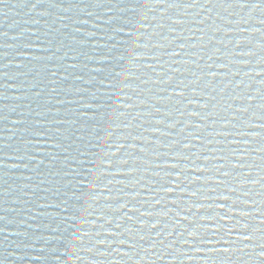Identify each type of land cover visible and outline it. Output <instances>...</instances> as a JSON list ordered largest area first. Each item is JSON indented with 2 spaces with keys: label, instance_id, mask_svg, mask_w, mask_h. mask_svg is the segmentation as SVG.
<instances>
[{
  "label": "water",
  "instance_id": "1",
  "mask_svg": "<svg viewBox=\"0 0 264 264\" xmlns=\"http://www.w3.org/2000/svg\"><path fill=\"white\" fill-rule=\"evenodd\" d=\"M0 264H264V0H0Z\"/></svg>",
  "mask_w": 264,
  "mask_h": 264
},
{
  "label": "snow or ice",
  "instance_id": "2",
  "mask_svg": "<svg viewBox=\"0 0 264 264\" xmlns=\"http://www.w3.org/2000/svg\"><path fill=\"white\" fill-rule=\"evenodd\" d=\"M160 2H166V0H160ZM170 6L173 7V8H175V7L178 6V4L172 3ZM181 93H182V91H181Z\"/></svg>",
  "mask_w": 264,
  "mask_h": 264
}]
</instances>
